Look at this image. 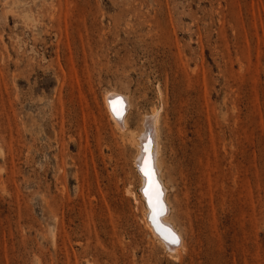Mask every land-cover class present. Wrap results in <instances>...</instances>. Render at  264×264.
I'll return each instance as SVG.
<instances>
[{
	"label": "rangeland",
	"instance_id": "1",
	"mask_svg": "<svg viewBox=\"0 0 264 264\" xmlns=\"http://www.w3.org/2000/svg\"><path fill=\"white\" fill-rule=\"evenodd\" d=\"M154 108L178 254L129 193ZM0 264H264V0H0Z\"/></svg>",
	"mask_w": 264,
	"mask_h": 264
},
{
	"label": "bare ground",
	"instance_id": "2",
	"mask_svg": "<svg viewBox=\"0 0 264 264\" xmlns=\"http://www.w3.org/2000/svg\"><path fill=\"white\" fill-rule=\"evenodd\" d=\"M103 100H104L105 112L108 116V119L111 121V124H113V126L115 128L119 129V131L120 130L123 131V127L126 125V121H127V120L123 119L124 118L122 116L123 109H125V107L129 108L130 106H132L131 105L132 102H131L129 95L125 94V92L123 93L122 91L114 90L113 92H106V94H104ZM114 106L120 110V115H117L116 111H114ZM127 113H129V112H127ZM159 114H160V110L155 109V108L152 109V111L149 112L148 114H145L143 119H142L143 128L140 131L138 138L136 136H134V137H136L135 141L137 142V144L135 143V146L137 145V147H138V149H137L138 153L135 155L133 163H134V166L136 168V171L139 172V174L141 176V180H143V184H144L143 192H142L143 197L141 198L140 196H138L137 195L138 192L136 194H134V192L129 191L130 190L129 188H128L129 189L128 191L130 193V196L133 198V200L136 201L137 204L140 205L141 220L143 221L145 228L147 230H149V232L153 235L154 239L159 244L164 245V242L168 241L169 244L167 246L165 244L166 250H167V248L170 250H177V254H178V252L181 250V247L184 246L183 240H182L183 238H182L181 234L176 233L173 230V228L167 227L164 224H162L158 218L159 217V211L163 208V196L164 195L166 196V193H165L166 192V186H165V183L162 181V177L164 176L163 166H162L163 164L160 165L158 168L155 167L157 164L156 165L154 164V154H157L158 161H159V157H160L159 156L160 155V153H159L160 152L159 142H160V132L161 131H160V126H159ZM126 115H129V114H126ZM117 129H115L114 131H116ZM131 140H133V139H131ZM155 151H156V153H155ZM145 159H147L150 162V166H151V170H152L151 179L146 177L144 175L143 171L141 170L143 167V162ZM62 167H64V166H62ZM57 170H59V169H57ZM56 174H57V171H56ZM78 174H79V172H78ZM57 178H58V176H57ZM139 180L140 179L138 178V181ZM130 183L128 185H130ZM139 183H140V181H139ZM166 183H167V181H166ZM131 189H132V187H131ZM138 191H140V190H138ZM51 197H53L52 194H51ZM51 197H50V199H51ZM168 201H169V199H168ZM168 201H167V203L169 204ZM57 211H58V209H57ZM168 214H169V212H168ZM53 219H55V218H53ZM162 220H163V218H162ZM166 220H164V221H166ZM167 221L170 222L169 218ZM168 226H169V224H168ZM173 227H175V226H173ZM176 229H177V227H176ZM173 238H176L178 240V243H172L171 241L173 240ZM162 247H164V246H162ZM168 253H171V252L168 251ZM171 254L173 255V253H171Z\"/></svg>",
	"mask_w": 264,
	"mask_h": 264
},
{
	"label": "snow or ice",
	"instance_id": "3",
	"mask_svg": "<svg viewBox=\"0 0 264 264\" xmlns=\"http://www.w3.org/2000/svg\"><path fill=\"white\" fill-rule=\"evenodd\" d=\"M114 111H116L117 115H120V110L118 108H116L115 106H114ZM141 170L143 171V173L146 177L151 179L152 170H151L150 162L147 159L144 160L143 167ZM171 242L172 243H178V240L176 238H173V240Z\"/></svg>",
	"mask_w": 264,
	"mask_h": 264
}]
</instances>
